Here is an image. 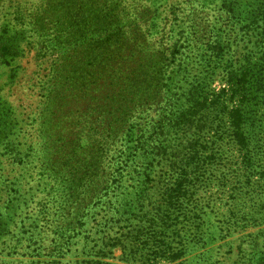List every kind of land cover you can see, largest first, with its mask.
<instances>
[{"label":"trees","instance_id":"obj_1","mask_svg":"<svg viewBox=\"0 0 264 264\" xmlns=\"http://www.w3.org/2000/svg\"><path fill=\"white\" fill-rule=\"evenodd\" d=\"M221 2L237 28L231 37L207 31L197 42L194 30H162L148 46L126 44L115 0H0V70L12 66V79L26 72L21 59L37 67L53 57L39 80L41 115L85 125L89 200L104 206L108 231L124 224L118 228L135 255L154 224L172 218L171 207L180 212L206 184L223 159V138L244 162L251 156L245 129L264 120V0L246 7ZM22 116L21 129L30 120ZM5 119L8 137L9 112ZM101 219L93 221L100 226ZM161 257L158 250L146 254L152 263Z\"/></svg>","mask_w":264,"mask_h":264},{"label":"rangeland","instance_id":"obj_2","mask_svg":"<svg viewBox=\"0 0 264 264\" xmlns=\"http://www.w3.org/2000/svg\"><path fill=\"white\" fill-rule=\"evenodd\" d=\"M115 1L127 45L150 46L152 33L162 30H194L197 42L207 31L237 33L221 0ZM260 1L237 0L241 7ZM52 59L45 57L48 62L37 67L21 59L26 72L12 79V66L0 70V264H264V120L245 129L251 156L244 162L225 134L223 159L209 171L206 184L180 212L171 207L172 218L156 222L152 238L135 255L118 228L124 224L114 222L108 231L104 206L89 200L83 176L89 147L85 125L54 123L47 121L48 113L41 115L46 100L39 80ZM214 74L218 89L221 76ZM75 101L82 111L83 104ZM7 112L14 124L8 137ZM21 116L30 117L22 129ZM94 218L105 223L97 226ZM156 250L162 257L152 263L146 254ZM180 250L181 257L166 258Z\"/></svg>","mask_w":264,"mask_h":264}]
</instances>
